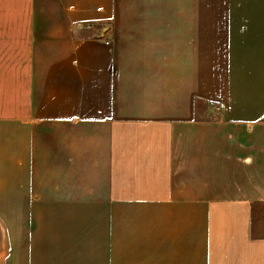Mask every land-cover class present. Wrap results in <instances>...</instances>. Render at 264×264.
Masks as SVG:
<instances>
[{"label":"crops","instance_id":"1","mask_svg":"<svg viewBox=\"0 0 264 264\" xmlns=\"http://www.w3.org/2000/svg\"><path fill=\"white\" fill-rule=\"evenodd\" d=\"M8 40L0 264H264V0H30Z\"/></svg>","mask_w":264,"mask_h":264},{"label":"rangeland","instance_id":"2","mask_svg":"<svg viewBox=\"0 0 264 264\" xmlns=\"http://www.w3.org/2000/svg\"><path fill=\"white\" fill-rule=\"evenodd\" d=\"M30 0H0V20H10L16 19L17 17L21 20L27 15V10L29 9ZM8 40L4 42L0 51H10L15 50L16 45L12 44ZM14 42V41H13ZM29 51V44L26 43L24 38H22L20 33L19 39V52L20 60L24 57V54Z\"/></svg>","mask_w":264,"mask_h":264}]
</instances>
